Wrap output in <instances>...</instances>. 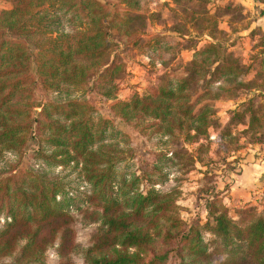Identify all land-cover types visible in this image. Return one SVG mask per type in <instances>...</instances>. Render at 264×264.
Segmentation results:
<instances>
[{
    "label": "trees",
    "instance_id": "16d2710c",
    "mask_svg": "<svg viewBox=\"0 0 264 264\" xmlns=\"http://www.w3.org/2000/svg\"><path fill=\"white\" fill-rule=\"evenodd\" d=\"M0 1L10 5L0 12V159L13 158L0 166V264H264L263 211L236 210L234 220L209 186L206 222L186 229L176 188H155L204 165L219 101L238 102L217 136L223 153L264 141V33L248 63L233 55V37L247 29L233 26L240 6L170 0L159 6L172 13L169 34L145 36L160 17L145 0ZM136 49L162 74L144 96L116 101L120 55ZM182 52L192 53L186 63ZM89 96L156 152L150 171H127L130 136ZM68 168H78V186Z\"/></svg>",
    "mask_w": 264,
    "mask_h": 264
},
{
    "label": "rangeland",
    "instance_id": "374dc122",
    "mask_svg": "<svg viewBox=\"0 0 264 264\" xmlns=\"http://www.w3.org/2000/svg\"><path fill=\"white\" fill-rule=\"evenodd\" d=\"M148 3L147 9L150 12H159V18H153L148 22L145 27V36H153L156 34L167 35L168 30L173 24L172 13L168 11L166 7H159L160 5H168L171 7L170 0H145ZM232 3L234 5L240 6L242 8L241 14L244 16L243 20H233V26L238 30L247 29L239 31L237 35L233 37L234 45L230 48V51L234 56L240 57L244 62L248 63L251 56L259 53L261 51V31L264 33V0H213V7L211 11H214V7L221 6ZM10 9L8 3L0 1V12ZM228 18L222 17L219 27L223 30L228 31ZM253 32V36H251ZM260 33V34H259ZM204 42L199 45H203ZM260 45V46H259ZM199 46V47H201ZM192 53L182 52L179 55L178 61L186 63L191 59ZM153 56L146 53L142 54L139 50L130 51L120 55L121 61L126 66V76L122 81L116 82L118 91L116 93V101L127 102L133 94L144 96L147 89L156 82V79L162 74L160 67L157 65V61L153 60ZM181 71H178L180 73ZM89 102L94 106L95 110L99 115L105 118H110L113 125L126 132L130 137V154L129 160L127 161V171L135 172L141 175L144 172H148L151 166L155 163L156 152L150 149V147L145 143L140 137L128 129L124 124H122L118 119L111 117L108 114V107L110 103H102L98 98L89 96ZM237 101H219L215 104L217 119L219 122V129L210 131L209 143L210 148L207 157L205 158L204 165H196L194 171L187 175H179L171 173L168 177V181L163 186H155L161 192H166L171 188L175 187L178 192L177 205L180 208L179 216L183 223V227L187 229L189 224L193 221H200L202 224L206 222V213L204 211V201L201 195L203 194V189L209 186L213 187V190L219 194V198L224 206L230 212V216L234 220H237V215H235L236 210H240L249 206L255 207L259 212H264V173L260 175V178L255 180L252 188L256 194L255 199L246 202V204L237 205V203H228L231 198H228L227 192L229 186L233 182L238 181V177L241 176L239 173V160L246 158H253L254 160H264V155L261 154L262 148L252 149L246 145V140L241 139L242 149L232 154L223 153L221 146L217 140L218 133L227 126L229 122L228 112L232 111L236 105ZM39 110L35 111L33 119L36 118V114ZM36 129V123L32 124V136L34 135ZM262 144V143H261ZM264 144V141H263ZM259 144H256L257 146ZM189 151L192 150V146H185ZM248 150V151H247ZM251 150V151H249ZM235 157V158H234ZM12 157L9 155L3 156L0 159V166L4 161H11ZM224 160V161H222ZM263 165V164H260ZM71 168L64 170L65 175H70L68 177L69 181H73L72 185L78 186L79 182L77 180L78 168L71 171ZM60 172V170H57ZM204 173L207 175L204 176ZM261 173V172H260ZM214 183V184H213ZM147 185L142 183L140 185V191L143 193L146 191ZM83 189V188H81ZM261 191V192H260ZM84 202H77L71 206L70 210L82 208ZM5 219L0 215V230L4 227ZM94 226H91L87 231H81L79 237L77 238L81 245L92 233ZM74 264H80V262H75Z\"/></svg>",
    "mask_w": 264,
    "mask_h": 264
},
{
    "label": "crops",
    "instance_id": "0c3cea01",
    "mask_svg": "<svg viewBox=\"0 0 264 264\" xmlns=\"http://www.w3.org/2000/svg\"><path fill=\"white\" fill-rule=\"evenodd\" d=\"M249 147L252 149L262 148L261 151H263L261 152V154L264 155L263 143L257 146L254 145ZM237 166H239L240 168L239 173L241 176H239L238 181L233 182L231 187L229 186L228 191H225L224 193L226 194L230 192L228 198H231V201H229L228 203H237V205H241L244 203L246 204V202L255 199L256 194L259 193V191H257V193L253 191L252 185L255 180L260 178L259 174H262V172L264 173V160H262V158L261 160H254L251 157L248 159L246 158V160L240 159L239 164Z\"/></svg>",
    "mask_w": 264,
    "mask_h": 264
}]
</instances>
